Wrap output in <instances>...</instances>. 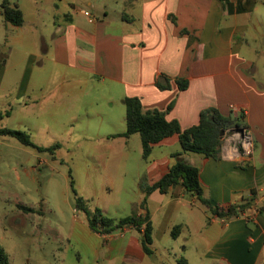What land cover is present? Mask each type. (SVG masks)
Listing matches in <instances>:
<instances>
[{
  "label": "crops",
  "instance_id": "1",
  "mask_svg": "<svg viewBox=\"0 0 264 264\" xmlns=\"http://www.w3.org/2000/svg\"><path fill=\"white\" fill-rule=\"evenodd\" d=\"M54 1L58 10L62 0ZM3 3L0 0V87L11 73L17 48L34 44L40 50L23 57L14 99L27 100L19 104L20 111L45 103L57 109L64 103L79 107L88 100L92 109L86 113L103 124L102 99L110 109L120 104L126 111L125 100L139 98L144 111H166L173 104L166 119L178 121L182 130L197 126L201 112L211 107L224 116L243 113L255 145L250 158L239 151L232 130L224 136L218 159L194 153L183 157L199 168L204 197L214 205L240 203L245 197L264 207V0H230L228 10L218 0H123L119 16L108 11L89 16L67 12L54 15L49 31L28 21L20 4L12 1L23 12L24 23L16 27L5 22ZM48 63L54 69L40 81V95H33L37 70ZM160 75L169 78L170 89L156 86ZM179 80L189 82L186 90H180ZM115 88L122 90L117 98L111 95ZM124 132L126 128L92 140L95 149L113 153L104 175L126 172L133 136L111 137ZM180 152L174 135L154 145L147 159L143 156L147 168L139 174L142 198L135 216L149 213L154 254L145 253L141 234L132 228L103 236L81 221L75 238L93 255L94 264H264V213L255 208L230 220L218 218L178 185L167 194L153 192L141 209L148 187L169 172L175 163L172 156Z\"/></svg>",
  "mask_w": 264,
  "mask_h": 264
},
{
  "label": "rangeland",
  "instance_id": "2",
  "mask_svg": "<svg viewBox=\"0 0 264 264\" xmlns=\"http://www.w3.org/2000/svg\"><path fill=\"white\" fill-rule=\"evenodd\" d=\"M11 1L20 4L28 21L48 31L53 29L54 15L67 12L103 15L108 11L119 16L124 12L123 0H62L58 10L53 8L54 0H39L38 4L33 0ZM81 18L87 21L84 16ZM30 52L40 53L39 46H21L12 53L11 73L0 87V115H3L0 128L25 131L38 147L58 144L60 148L53 155L23 146L15 138L0 137V245L7 252L10 264H94L93 255L75 238L79 222H87V218L84 212L76 210L72 182L90 212L99 208L117 220L135 216L142 198L139 174L147 168L142 141L139 135L131 138L126 172L107 176L105 163L113 160V153L104 147L95 149L92 140L125 130L124 106L116 104L110 109L107 100L102 99L101 108L109 114H105L103 124L86 113L92 109L88 100L79 107L64 103L57 109L45 103L20 111L27 100L14 99L18 76L24 68L23 57ZM53 69L48 63L37 70L30 90L33 95H40L39 83L43 78L48 79ZM121 92V88H115L111 95L117 98ZM8 111H12L11 116H6ZM74 118L77 123L72 122ZM20 204L35 210L27 213L19 208Z\"/></svg>",
  "mask_w": 264,
  "mask_h": 264
},
{
  "label": "trees",
  "instance_id": "3",
  "mask_svg": "<svg viewBox=\"0 0 264 264\" xmlns=\"http://www.w3.org/2000/svg\"><path fill=\"white\" fill-rule=\"evenodd\" d=\"M228 10L230 0H218ZM1 14L5 22L13 26L20 27L24 23L23 12L17 6H13L10 0H4L1 7ZM177 84L181 91L188 88L189 82L179 80ZM156 86L160 90L170 89V80L166 75H160L157 78ZM126 105V132L111 136L112 138L123 137L130 139L134 135H139L142 141L143 156L147 159L153 150L154 145L163 140L178 135L182 152L172 156L175 163L171 166L169 172L154 185L148 187L146 196L141 204V209L145 210L148 197L155 191L161 194H167L170 190L178 185H182L185 190L196 196L200 202L205 205L212 215L218 218L230 220L240 217L255 208L257 211L264 213V207L258 206L254 199L243 198L240 203L228 206L214 205L209 199L204 197V190L200 181V170L184 159L185 153H194L204 155L207 158L218 159L221 154L223 139L221 133L225 134L230 130H241L248 128L244 122L245 116L241 113L234 117L224 116L214 107L205 109L200 114V122L187 130H182L178 121H168L166 115L173 109L171 104L166 111L152 110L144 111L139 98H127ZM11 112H6L10 116ZM3 115H0V120ZM0 137H12L19 141L23 146L33 148L38 152H50L60 148V145H54L50 148L38 147L31 139V136L25 131H17L7 128H0ZM72 188L76 197V210L85 213L90 229L103 236L112 235L126 228H132L141 234L144 251L147 255L154 254L151 245L153 243V224L151 217L147 212L144 216H130L119 220L106 216L101 209L96 208L90 212L86 207V202L78 196ZM255 194V191H252ZM19 208L27 213H33L34 208L20 204ZM0 264H10L9 256L5 249L0 245ZM180 264H187L181 260Z\"/></svg>",
  "mask_w": 264,
  "mask_h": 264
},
{
  "label": "built area",
  "instance_id": "4",
  "mask_svg": "<svg viewBox=\"0 0 264 264\" xmlns=\"http://www.w3.org/2000/svg\"><path fill=\"white\" fill-rule=\"evenodd\" d=\"M86 16H89V13H86ZM230 132H234L239 138V151L242 153V155L246 158H250L254 153L255 145L249 129H234Z\"/></svg>",
  "mask_w": 264,
  "mask_h": 264
},
{
  "label": "water",
  "instance_id": "5",
  "mask_svg": "<svg viewBox=\"0 0 264 264\" xmlns=\"http://www.w3.org/2000/svg\"><path fill=\"white\" fill-rule=\"evenodd\" d=\"M224 136H225V133L222 132V133H221V138H224Z\"/></svg>",
  "mask_w": 264,
  "mask_h": 264
}]
</instances>
